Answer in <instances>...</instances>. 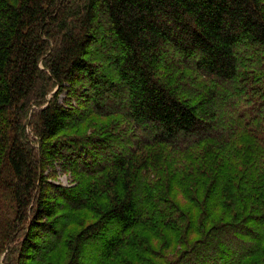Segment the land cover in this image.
Segmentation results:
<instances>
[{
  "label": "trees",
  "instance_id": "1",
  "mask_svg": "<svg viewBox=\"0 0 264 264\" xmlns=\"http://www.w3.org/2000/svg\"><path fill=\"white\" fill-rule=\"evenodd\" d=\"M182 64L208 88L184 92ZM121 81L129 150L44 194V162L81 158L60 142L72 94ZM1 257L264 264V0H0Z\"/></svg>",
  "mask_w": 264,
  "mask_h": 264
},
{
  "label": "rangeland",
  "instance_id": "2",
  "mask_svg": "<svg viewBox=\"0 0 264 264\" xmlns=\"http://www.w3.org/2000/svg\"><path fill=\"white\" fill-rule=\"evenodd\" d=\"M109 51H102L101 56L107 57ZM180 85L181 89L188 95L195 92L204 86L208 88V83L201 77L197 78L189 66L182 64L180 66ZM104 79L111 82H116V78L111 77V74H106ZM127 82L121 81V91L118 89L105 92L104 82L98 87L100 89V96L85 97L84 95H74L66 103L74 110L75 123H71L72 129L61 136V147L68 146L72 148V155L75 157L81 156L65 165L58 160L44 162L43 176L47 184L44 194L49 195L50 189H55V186L60 190H74V193H81V188H75L80 185L86 186L87 183L93 182L96 177H92L91 170L89 172L78 171L75 168L80 166V163L86 167H107L110 160L119 156L123 151L129 150L131 145L132 133L135 132L131 121L128 119V95ZM196 89V90H195ZM92 95V94H91ZM63 99V96L60 98ZM76 100V101H75ZM98 102V107H95V102ZM96 108H99L97 111ZM105 112L111 113L105 115ZM102 113L104 115H102ZM29 116L22 117L21 133H25V137L29 142H37L31 128H26ZM31 125V124H30ZM76 139H80L82 143L78 146ZM86 158V159H85ZM95 160V161H93ZM84 161V162H83ZM100 171V170H99ZM97 176L103 177L107 180L108 169L98 173ZM66 205V204H64ZM66 212L64 215H67ZM2 261L3 258L1 257Z\"/></svg>",
  "mask_w": 264,
  "mask_h": 264
}]
</instances>
